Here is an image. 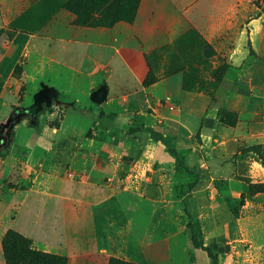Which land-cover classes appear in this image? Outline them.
I'll use <instances>...</instances> for the list:
<instances>
[{
	"label": "crops",
	"instance_id": "1",
	"mask_svg": "<svg viewBox=\"0 0 264 264\" xmlns=\"http://www.w3.org/2000/svg\"><path fill=\"white\" fill-rule=\"evenodd\" d=\"M67 1L0 22V122L40 88L53 101L0 149V264L7 230L68 264H210L192 231L222 264H260L262 200L248 185L264 183V0H140L110 28L74 27ZM187 29L213 52L200 78L225 66L214 107L181 88L192 51L169 50ZM153 50L158 80L144 87Z\"/></svg>",
	"mask_w": 264,
	"mask_h": 264
},
{
	"label": "trees",
	"instance_id": "2",
	"mask_svg": "<svg viewBox=\"0 0 264 264\" xmlns=\"http://www.w3.org/2000/svg\"><path fill=\"white\" fill-rule=\"evenodd\" d=\"M140 0H69L63 8L72 16V25L74 27H89V28H110L119 21L131 22L136 14L138 4ZM174 48L169 52L176 54L184 53L187 48L192 51L193 60L188 61L180 65L177 70L184 71L181 80V88L187 92L204 93V82L198 76V70L195 67H202L206 64L205 59L207 56H212L213 52L210 51L209 47L202 41L201 37L192 29H187L185 32L180 34L174 42ZM189 46V47H188ZM166 51V50H165ZM206 51L207 56L205 59L200 58V52ZM210 51V52H209ZM159 52V50H158ZM166 53V52H165ZM148 66L149 72L143 80L142 85L148 87L157 82V72L159 61L162 59L161 55L158 56L155 50L148 54ZM200 71V69H199ZM225 71V67L220 70L212 71L210 73V80H218L219 84L222 81V77ZM208 80V81H210ZM202 89V90H200ZM45 88L40 90L34 96V104L31 109H20L13 107L8 117L0 122V149L7 150L13 141L12 127L18 121L22 119L27 120V125L30 128L37 126L38 119L41 114L51 111L53 101L48 99L44 94ZM211 99V106L217 105L214 91L206 94ZM216 119L218 123L225 126H233L235 124V117L229 114L223 109H218L216 112ZM50 128L57 129L59 126V119L48 123ZM153 138H158L154 133H150ZM261 146H254L246 149L247 152L259 154ZM259 162L264 167V158L259 155ZM263 184H249L248 195L252 196L257 189L263 188ZM264 193V192H263ZM242 203V199L239 204ZM264 216V213H263ZM192 231V229H191ZM191 242L195 248L202 249L210 264H222V259L212 252L209 247H204L201 242L196 241L195 232H191ZM1 250L5 264H68V259L64 256L54 255L36 250L30 239L21 235L20 233L7 230L1 239ZM105 264H130L123 261L109 259Z\"/></svg>",
	"mask_w": 264,
	"mask_h": 264
},
{
	"label": "rangeland",
	"instance_id": "3",
	"mask_svg": "<svg viewBox=\"0 0 264 264\" xmlns=\"http://www.w3.org/2000/svg\"><path fill=\"white\" fill-rule=\"evenodd\" d=\"M33 0H0V22L4 23L8 18H10L11 16H13L14 14H16L18 11H20L23 7H25L29 2H31ZM263 1V0H258V4ZM264 2V1H263ZM3 31V29L1 30ZM207 54L206 51H201L200 52V58L204 59L205 55ZM220 63V62H219ZM217 64L216 68L213 69V71L216 70H220L223 69L225 66L224 64H222V66L220 67V64ZM204 93L208 94L211 91H214L215 93V98L214 100H216L217 105L219 104V100H220V93L218 90V80H210V81H205L204 82ZM202 90V89H200ZM84 127V126H83ZM82 127V128H83ZM9 187L11 186V184L8 185ZM256 192H260V194L257 193H253L252 196H260L259 198L262 200V210L264 213V187L257 189ZM25 221V218L22 220ZM260 264H264V261H261Z\"/></svg>",
	"mask_w": 264,
	"mask_h": 264
},
{
	"label": "built area",
	"instance_id": "4",
	"mask_svg": "<svg viewBox=\"0 0 264 264\" xmlns=\"http://www.w3.org/2000/svg\"><path fill=\"white\" fill-rule=\"evenodd\" d=\"M101 71V70H100ZM168 106L172 107V103H167Z\"/></svg>",
	"mask_w": 264,
	"mask_h": 264
}]
</instances>
